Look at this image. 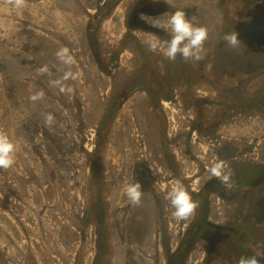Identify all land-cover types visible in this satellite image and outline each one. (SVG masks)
I'll return each instance as SVG.
<instances>
[{
  "label": "rangeland",
  "instance_id": "rangeland-1",
  "mask_svg": "<svg viewBox=\"0 0 264 264\" xmlns=\"http://www.w3.org/2000/svg\"><path fill=\"white\" fill-rule=\"evenodd\" d=\"M110 1L27 0L23 8L11 6L15 13H8V4L0 2V95L6 99L11 94L12 104L17 100L22 102L23 107H15L18 119L21 115L26 118L29 111L34 116L33 123L44 120L27 131L26 134L33 132L34 136H22L23 139L14 143V165L0 169V264H102L98 258L102 249L106 251V264H167L168 252L176 250L188 231H192V236L197 231L193 228L197 214L186 221H177L166 199L171 185L181 182L177 174L188 175L182 183L198 202L192 193H197L207 181L217 180L209 178L210 167L223 161L217 143L231 142L238 151L235 160L247 159L264 165L262 113L252 114L246 106L235 102L243 111L241 119L229 116L223 123L221 116L215 122L219 130L213 133L193 128L196 122L204 121L206 108L209 114L220 106L227 110L233 99H243L244 90L246 99L247 94L264 83V67L259 68L258 61V55L264 51V17L250 11L253 17L248 21L239 15L233 19L228 15L234 7L229 4L223 7L219 0H170L176 9L188 13L194 25L207 28L208 39L202 60L175 59L184 66L181 68L185 72L193 70L197 79L191 85L194 95H189V102L171 97L169 89L164 90L166 96H160V109L170 116L169 123L172 122L171 128L168 127L171 135L164 137L163 143L155 134L152 101L146 100L143 90L130 94L115 117L101 129L105 114L117 99L119 79L130 73L134 63L119 55L115 61L114 50L121 45L124 31L136 18L135 12L130 14L133 5L143 0L111 2L99 19L96 32H92L96 28L90 30L92 25L87 20ZM44 6L47 7L45 14ZM33 16L36 17L29 18ZM29 19L36 21L32 31L26 29L24 22ZM145 28L137 27V30L143 32ZM234 31L240 43L231 48L223 37ZM143 35L148 37L150 33L143 32ZM170 39L171 34L161 41ZM90 41L96 48L89 45ZM64 47L74 57L70 68L55 55ZM124 52L132 53L130 49ZM204 59H207L205 65ZM103 61L115 65V73L103 71ZM208 62L210 72H205ZM45 64L50 74L40 75L37 69ZM257 68L261 71H252L247 79L235 77ZM69 70L77 78L63 83L73 91L61 93L51 81L62 78ZM151 71L154 76L155 66ZM177 74L156 77L167 83L169 78L176 79ZM24 76L26 80L31 77V87L14 89L12 83L17 86L15 82ZM232 78L242 81L246 87H233L229 84ZM153 85L156 88V83ZM41 89L44 99L30 101V95ZM48 113L54 116L51 126L45 124ZM186 114L190 116L189 131L184 126L188 123ZM8 127L12 130L19 126L7 124V119L0 116V129L7 133ZM8 133L12 137L16 134ZM184 133L189 135L187 151L183 147ZM36 139L40 142L35 149L32 142ZM43 155L47 161L53 160L54 170L50 171ZM224 170L231 172L230 165L226 164ZM263 175L264 171L251 178L243 176L234 186L238 190L253 189L255 194L264 196ZM42 181L61 186V190L55 191L58 202L54 213L58 220H63V245L60 236H55L54 216L47 212L48 201H53L54 194L51 196ZM136 182L142 187L139 205H133L124 192L128 184ZM232 200L219 193L210 195L208 220L213 226L225 225L231 218L232 208L237 205ZM72 240L77 243L71 245ZM205 244L200 239L188 245L189 254L183 264H201L207 254Z\"/></svg>",
  "mask_w": 264,
  "mask_h": 264
},
{
  "label": "trees",
  "instance_id": "trees-1",
  "mask_svg": "<svg viewBox=\"0 0 264 264\" xmlns=\"http://www.w3.org/2000/svg\"><path fill=\"white\" fill-rule=\"evenodd\" d=\"M111 2H116V0L110 1L108 4L110 5ZM107 6V8L109 7ZM105 5H102L100 7V10L96 15H93L89 17L87 20V24H91L92 26L89 28L95 29L92 30V32H96L99 19L103 14H105L103 8ZM258 17H262V14H258ZM166 19V18H165ZM86 22V21H85ZM89 45H93L94 48H96L97 45L93 44V42L90 41ZM125 46V44H124ZM122 41H121V46L118 49H115L114 51L117 53L115 57V61H117L119 52L122 48H124ZM142 57L140 56V64H138V69H140L137 74H134L132 72L126 74L123 76V78L119 79V88L116 93L117 99L114 100L113 105L107 114H105L102 123H101V129L103 128L104 124L109 121H111L114 117L115 114L118 110V108L121 106L122 102L133 92L138 91V90H145L149 92L150 99L152 101V105H155V109L158 113L157 116V122L158 124H161L163 121V112L160 109V104L159 99L160 96L161 98L166 96V92L164 91V88H169L170 86H176L180 87L179 85L181 84V80H183V86L185 87L184 93L186 94L184 97H179L181 98L184 102H187L190 99V94L192 95L193 92L191 91V85L195 83L196 81V76L195 72L193 70H189L188 72H185V69L182 70L184 67L182 64L178 63V61L174 60H167L163 58L161 55L153 53L149 50H146L145 47L144 49H141ZM260 58L258 59L259 61V68L264 67V51H261L260 54L258 55ZM207 59H204V65L206 64ZM210 62L207 63L205 67V72H210L209 70V64ZM103 66V71H106V73H115L117 67L115 65H111L107 61H103L102 63ZM155 66V67H160L165 73H177L176 79L174 78H169L170 81L167 83H161L159 79H154L156 83V88L153 84H150L146 80L145 73H142V70L146 71V69H149L150 67ZM108 67V68H107ZM182 67V68H181ZM213 67V66H212ZM211 67V68H212ZM257 68L256 70H251V71H243L241 75H236L235 77L238 78H249L251 75L252 71L260 72L261 70ZM182 70V71H181ZM149 71V70H148ZM187 74V75H186ZM249 76L247 77V75ZM146 75H152L151 71L147 72ZM196 84V83H195ZM194 84V85H195ZM229 84H231L233 87L237 88H245L246 86L243 85V82L238 79L232 78V80L229 81ZM150 86H153L152 88ZM171 90V87L169 88V91ZM257 90V89H256ZM245 91V90H244ZM241 93V96L243 99L236 98L235 102L238 104V106H246L249 109V104L247 98L245 99L243 97V93ZM181 92H175L171 90L170 96L175 97L177 94H180ZM194 95V94H193ZM176 99V98H175ZM189 102V101H188ZM228 103L227 106V113L229 116H235L234 111L236 110V103ZM245 107V109H246ZM236 117V116H235ZM243 117V116H242ZM228 116L222 120L224 123L227 121ZM201 125V129L208 130L216 132L219 130L217 123L213 124L216 126H213V130L209 129L208 126L205 124L204 121H199ZM220 127V125H219ZM207 131V132H208ZM101 135V133H99ZM103 135V134H102ZM162 142L164 143V137L161 138ZM228 144H231V142L227 141ZM233 146V144H232ZM234 147V146H233ZM236 149V148H235ZM246 150V148H244ZM243 150V151H244ZM250 161V160H249ZM247 159H242L238 161V164L234 166H230L231 170V178H230V183L231 187H225V185L221 184V182L218 180H211L208 181L203 187L201 193H192L193 196H196L198 199L199 208L196 210L197 214V219L193 224V228H197V231L195 230V235L192 236V231L187 232L184 237L181 239L179 245L176 247V250H173V253L167 254V264H179L180 257L181 259L184 260V257H186L189 253V249L187 248L188 245L195 243L196 241L203 239L205 241V246L208 249V264H218V260H224L225 258H228L230 256L236 255V254H241L242 252L247 251L248 249L254 250V254L257 255L258 248L261 250V246H264V235H261V228L260 226L264 224V220H260L261 217H264V196L255 194L253 189H241L238 190L233 187L235 182H238L239 179L244 178L243 176L247 177L250 176L254 177L256 175L262 174L264 171V165L255 163L253 161L249 162ZM256 164V165H253ZM253 169V173L251 171ZM264 179V175L262 176ZM217 181V182H216ZM264 190V188H263ZM212 193H219L221 194L222 197L228 198V199H233L232 201H237V205L234 206L233 208V213H234V219L235 221H238L236 223V230L232 231V233L223 235L224 239L220 240L218 237V226H213L209 220H208V215L210 213V195ZM264 193V192H263ZM260 208V209H259ZM259 209V210H258ZM261 210V211H260ZM253 218L250 221V219ZM260 225V226H259ZM229 230V229H228ZM228 232H231L228 231ZM195 238V239H193ZM226 242V244L224 243ZM221 243V247H218V244ZM231 251H229V249ZM100 254L98 255L102 261V264H106L107 262V257H106V251L105 250H100ZM250 255H246L244 258H248ZM259 257L262 256L264 257V254L258 255ZM264 259V258H263ZM216 260V261H215ZM227 263V261H225ZM228 264V263H227ZM230 264H236L234 261H230Z\"/></svg>",
  "mask_w": 264,
  "mask_h": 264
},
{
  "label": "flooded vegetation",
  "instance_id": "flooded-vegetation-1",
  "mask_svg": "<svg viewBox=\"0 0 264 264\" xmlns=\"http://www.w3.org/2000/svg\"><path fill=\"white\" fill-rule=\"evenodd\" d=\"M219 1H220L221 6H223V7H224V5H228V4H229L228 5L229 7L230 6L234 7L232 9V11L229 12V15H228V17L230 16L233 19L239 15V17L241 19L248 21L253 17L252 15L249 14L250 11H253L256 14H262V16L264 17V0H219ZM108 5H109L108 2H106L105 7L103 8L102 11H105L106 9L108 10V8H107ZM142 9H145V10H142ZM253 9H255V10H253ZM176 10H177L176 7L170 3V0H168V3H166L165 0H143V1L135 3L133 5V8H132L130 14L132 16V13L135 12L136 18L134 19L133 24H129L128 32L123 36L121 41H122L123 46H124V44H125V46L119 52V56H121L122 59L125 57H128V59L133 60L134 63L132 62L133 63L132 70H131L132 73L137 74V72L140 70V69H138L137 65L140 64V62H139L140 56L142 57L141 49H144V47H145V49L148 50L147 45L145 43L147 37L145 35H143V32H149L150 34L152 32V33L156 34L158 36L157 38L160 40H163L164 38H166L167 36H169L171 34L170 30L165 32L163 29L154 28L150 24L146 23L144 20H142L140 18L141 14L143 13V14H146V15H149L152 17L161 16V19H165V18L167 19ZM186 18L187 19L189 18L188 13H186ZM143 26L146 27L143 32L137 30V27L139 28V27H143ZM159 36H160V38H159ZM126 49H130V51L132 53L131 54L125 53L124 50H126ZM155 53L159 54L163 58L167 59L162 54V52L158 51ZM179 57H181V56L178 55L177 59ZM167 60H169V59H167ZM148 70L151 71V67L149 69H146L147 72H149ZM146 71L142 70L141 74L143 75V72L145 73V76H146L145 78H146L147 82L150 84L155 83L154 79H159L158 77H156L157 75H162V74L164 75L165 74V72L162 70V68H160L158 66L155 67L154 76L153 75L147 76ZM262 73L264 75V70ZM8 75H9V73L7 74V77H8ZM0 79H2V78H0ZM28 79L29 80H26L25 76L22 77L21 79H19L18 81L15 82V84L17 86H14V84L12 83L13 88L24 90L27 87H31V84L29 83L31 77L29 76ZM33 80H34V78H33ZM262 80L264 81V79H262ZM161 83H164V81H161ZM179 86H180L179 88L176 86H170L172 91L181 92L180 94L176 95V98L177 97L178 98L184 97L186 95L184 93L185 87L183 86V80H181V84ZM164 89H169V88H164ZM135 92H137V91H135ZM141 92L144 93L146 100L151 101L149 92H147L145 90H143ZM7 97L5 99V97L3 95H0V113H4V116L3 115H0V116L5 117L7 119V124L19 126V127H16L15 129H12V130H11V127H8V129H9L8 131L16 132V134L13 135L14 137H12L7 131L9 138L13 141V143H17L22 138V136H23V138H28L30 136H34L33 132L26 134L27 131L29 129H32L34 125H37L38 123H40L44 120L38 119L35 121V123H33L32 119L34 116L29 111L27 112L28 116L26 118L24 115H21L20 119H18L16 116L15 107L22 106V102H18V100H17L16 102H14L12 104V102H11L12 95L10 94ZM247 100L250 101V102H248L250 113L259 112V113H262L264 116V83L260 87H258L257 90H255L253 93H250V95H248ZM232 102L233 103L235 102L234 99L232 100ZM154 107H155V105L154 106L152 105L151 108H152L153 112L155 111L154 113L156 114V120L155 121H156V126H157V129H156L157 132H155V134L158 135L160 138H162V137L166 138L167 135H171V132L168 129V127L171 128V125H172V122L169 123L170 122V116L168 117V114H163V121L161 124H158V122H157V111ZM235 107H236V110L234 111V115L239 120L243 116V111L241 112V110L238 109V106H235ZM17 110H18V108H17ZM210 111H213V112L209 114V111L207 110V108L205 109V112H207V114H205L204 122L207 126H212L213 124H215V122L218 121V119H221V116L223 117L221 119V121L224 120V118L226 116L229 117L227 110L226 109L223 110V108L221 106L218 107V109L215 108V109H212ZM218 111H220V112L218 113ZM222 112H224V114H222ZM241 113H242V115H241ZM215 116L217 119H215ZM185 118H186V122H188V123H184V126H185L186 130L189 131V130H191L190 129L191 126L189 125L190 116L188 114H186ZM19 123H21V124H19ZM193 128L199 132L203 131V129H201V125L199 122H196L195 125L193 126ZM209 129L213 130V128H209ZM23 133H25V134L22 135ZM184 134L186 135V137H185V143L183 144V147L185 148V151H187L186 147H187L188 143L186 142V140L188 139L189 135H188V133H184ZM40 135H41V133H40ZM37 139L32 142V144L35 142V149L37 148L38 142H40V140H37ZM164 142H165V139H164ZM51 143L53 144L52 141H51ZM52 144L50 146V149H53ZM216 148H217V150H219V153H222L221 159L224 162V166L226 164H229L230 166L231 165L234 166V165L238 164L239 160H235L238 157V151H237V149H235L232 146V144H228L227 141H222L219 144L218 143L216 144ZM24 155L27 156L28 154H24ZM43 159H44L45 163L50 165L49 166L50 171L54 170L55 163H53V160L47 161L45 155H43ZM253 165H256V164H253ZM251 171L253 173V169H251ZM177 175L181 178V182H186L188 179V177H187L188 175L184 174V177H182L180 174H177ZM43 179H46V177H44ZM42 182L46 183V185H44V186H48V188L50 189L51 196L54 194V196L51 198V200L53 199V201H48L49 207L47 209V212L49 213L50 216H54L53 222L56 226L55 236L58 238L60 236L59 240H60V242H62V245H63L64 239H63L62 234H61L63 220H58V217L55 216V215H57V213H54L55 207L57 206V202H58V200L56 199L55 191L57 189L61 190V186L57 187V184L53 183L52 181H50V182L42 181ZM233 187H234V185H233ZM201 191H202V189H201ZM201 191L196 190L197 193H201ZM252 219L253 218H251L249 222H251ZM262 219L264 220V217H261L260 220H262ZM57 222L59 224H57ZM237 222L238 221H235V219H234V213H233V208H232L231 218L227 221V223L225 225H218V237H219V239L223 240L224 239L223 235L232 233L233 230L235 231L237 228L236 227ZM229 226L232 229L228 228ZM260 228H261V235H264V224H262L260 226ZM230 230H231V232H228ZM26 242H27V240H26ZM73 242H75L74 244H76L77 240H72L71 245H74ZM224 243L226 244L225 241H224ZM57 246H60V245H57ZM226 246H227V244H226ZM218 247H221V243L218 244ZM228 249H229V251H231L230 248H228ZM206 251H207V254L204 255V258L202 259L201 264H208L209 263L208 262V255L209 254H208L207 247H206ZM258 251H260V248H258ZM246 255L247 256L250 255L249 257L255 255L254 250L251 251V249H248L247 251L242 252L241 254H236V255L230 256L228 258H225L223 261L218 260V264H227V263L230 264V261H234L236 264H238V261L240 260V258L245 257ZM256 258L259 260V264H264V259H263L264 257L262 258V256L259 257L258 255H256ZM185 261L186 260L181 261V259H180L179 264H183ZM225 261H227V263ZM93 263H94V261H93Z\"/></svg>",
  "mask_w": 264,
  "mask_h": 264
},
{
  "label": "clouds",
  "instance_id": "clouds-1",
  "mask_svg": "<svg viewBox=\"0 0 264 264\" xmlns=\"http://www.w3.org/2000/svg\"><path fill=\"white\" fill-rule=\"evenodd\" d=\"M165 2L168 3V0H165ZM5 3L14 8H23L26 6L27 0H5ZM46 8L47 7L44 6V14ZM140 18L154 28L163 29L165 32L170 30L171 33V39L162 42L157 38L156 34L151 32L145 41L149 51L153 53L158 51L162 52L167 59L172 61H174L178 55L185 61H200L204 58L202 53L204 51L205 41L208 39V30L204 26L194 25L191 22L193 20L186 18V12L184 10L177 9L167 19H161V16L152 17L143 13ZM24 22L28 25H26L27 30L32 31V29L36 27V21L29 19ZM223 39L231 48L237 47L240 43L238 33L235 31L225 34ZM118 48H120V46ZM110 53L113 54L114 51H111ZM55 55L62 64L69 68L74 64V57L70 54V50L67 47L59 49ZM129 61L131 60L129 59ZM37 72L40 75L50 74V69L45 64L39 67ZM129 72H131V70ZM0 78H2L1 72ZM76 78L77 74L69 70L63 73L62 78L51 81V83L54 86H58L61 93H72L73 89L70 86H65L63 82L69 79L75 80ZM44 96L45 93L41 89L33 92L30 95L29 100L32 102L42 101ZM53 123L54 116L52 113H48L45 116V124L51 126ZM15 151L16 146L13 141L4 130L0 129V169H8L14 165ZM209 173V178H216L221 184L225 185V187H231L230 178L232 174L231 172H225L223 161L214 163L210 167ZM124 192L133 205L140 204L142 187L139 182L128 184L125 187ZM166 199L170 201V204L174 209L172 215L177 221H186L193 217L198 208V202L192 199L191 194L180 181H176L171 185L170 190L167 192ZM260 254H264V246H261V250L257 253V255ZM238 264H259V260L256 258V255L248 258L241 257Z\"/></svg>",
  "mask_w": 264,
  "mask_h": 264
},
{
  "label": "bare ground",
  "instance_id": "bare-ground-1",
  "mask_svg": "<svg viewBox=\"0 0 264 264\" xmlns=\"http://www.w3.org/2000/svg\"><path fill=\"white\" fill-rule=\"evenodd\" d=\"M4 1H5V0H0V2H4ZM11 8H12V7H11L10 5H8V13L11 11ZM14 9H15V8H14ZM34 17H36V16L29 17V18H34ZM13 23H14V22H13ZM13 23H12V24H13ZM127 32H128V29L124 31V33H127Z\"/></svg>",
  "mask_w": 264,
  "mask_h": 264
},
{
  "label": "crops",
  "instance_id": "crops-1",
  "mask_svg": "<svg viewBox=\"0 0 264 264\" xmlns=\"http://www.w3.org/2000/svg\"><path fill=\"white\" fill-rule=\"evenodd\" d=\"M11 13H15L14 10H13L12 8H11ZM27 18H28V17H27ZM255 163H257V162H255ZM258 163H259V162H258ZM259 164H260V163H259Z\"/></svg>",
  "mask_w": 264,
  "mask_h": 264
},
{
  "label": "water",
  "instance_id": "water-1",
  "mask_svg": "<svg viewBox=\"0 0 264 264\" xmlns=\"http://www.w3.org/2000/svg\"><path fill=\"white\" fill-rule=\"evenodd\" d=\"M202 189V188H201ZM201 189L199 191H201Z\"/></svg>",
  "mask_w": 264,
  "mask_h": 264
},
{
  "label": "built area",
  "instance_id": "built-area-1",
  "mask_svg": "<svg viewBox=\"0 0 264 264\" xmlns=\"http://www.w3.org/2000/svg\"><path fill=\"white\" fill-rule=\"evenodd\" d=\"M210 181V180H209ZM208 182V181H207Z\"/></svg>",
  "mask_w": 264,
  "mask_h": 264
}]
</instances>
